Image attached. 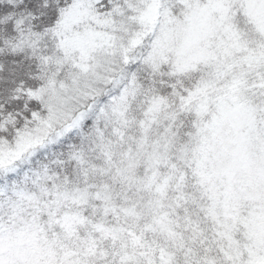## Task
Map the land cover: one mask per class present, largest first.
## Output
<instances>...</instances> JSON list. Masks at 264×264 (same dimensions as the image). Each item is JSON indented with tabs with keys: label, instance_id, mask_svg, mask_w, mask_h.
Segmentation results:
<instances>
[{
	"label": "snow or ice",
	"instance_id": "1",
	"mask_svg": "<svg viewBox=\"0 0 264 264\" xmlns=\"http://www.w3.org/2000/svg\"><path fill=\"white\" fill-rule=\"evenodd\" d=\"M0 264H264V0H0Z\"/></svg>",
	"mask_w": 264,
	"mask_h": 264
}]
</instances>
